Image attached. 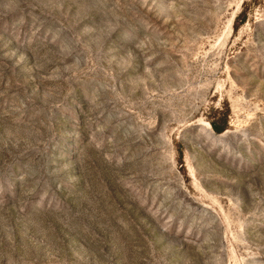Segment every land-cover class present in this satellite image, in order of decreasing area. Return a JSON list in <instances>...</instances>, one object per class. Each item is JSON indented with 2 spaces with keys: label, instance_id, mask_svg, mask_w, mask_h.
<instances>
[{
  "label": "rangeland",
  "instance_id": "rangeland-1",
  "mask_svg": "<svg viewBox=\"0 0 264 264\" xmlns=\"http://www.w3.org/2000/svg\"><path fill=\"white\" fill-rule=\"evenodd\" d=\"M0 264H264V0H0Z\"/></svg>",
  "mask_w": 264,
  "mask_h": 264
},
{
  "label": "trees",
  "instance_id": "trees-1",
  "mask_svg": "<svg viewBox=\"0 0 264 264\" xmlns=\"http://www.w3.org/2000/svg\"><path fill=\"white\" fill-rule=\"evenodd\" d=\"M210 125H211L212 129H213L215 132H217V133L223 131V129H224V128L221 127L219 124H217L215 121H210ZM180 154H181V153H180Z\"/></svg>",
  "mask_w": 264,
  "mask_h": 264
}]
</instances>
